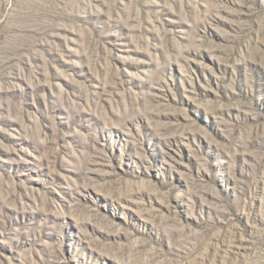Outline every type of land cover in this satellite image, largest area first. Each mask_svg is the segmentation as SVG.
<instances>
[{
	"label": "rangeland",
	"instance_id": "374dc122",
	"mask_svg": "<svg viewBox=\"0 0 264 264\" xmlns=\"http://www.w3.org/2000/svg\"><path fill=\"white\" fill-rule=\"evenodd\" d=\"M0 264H264V0H0Z\"/></svg>",
	"mask_w": 264,
	"mask_h": 264
}]
</instances>
